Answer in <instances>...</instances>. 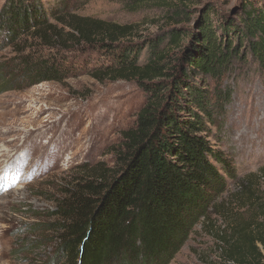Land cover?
Returning <instances> with one entry per match:
<instances>
[{
  "label": "trees",
  "instance_id": "1",
  "mask_svg": "<svg viewBox=\"0 0 264 264\" xmlns=\"http://www.w3.org/2000/svg\"><path fill=\"white\" fill-rule=\"evenodd\" d=\"M190 1L126 3L134 11L160 7L177 25L191 21L184 6ZM60 3L55 10L41 0H9L4 6L0 40L11 44L15 56L0 64V93L23 84L62 82L83 71L58 57L69 44L58 28L64 24L76 47L84 43L109 59L95 66L94 78L136 81L148 95L135 127L123 133L118 169L84 167L81 180L58 204L62 261L170 264L231 176V158L209 138L231 101V88L222 84L236 62L250 56L264 77V0H241L217 25L214 7L207 6L197 27H172L148 44L123 42L127 26L80 17L65 23L57 12ZM174 47L178 53L171 55ZM146 49L149 56L142 63ZM257 220L252 235L236 230L238 242L229 247L228 259L261 264L257 244L264 247V211Z\"/></svg>",
  "mask_w": 264,
  "mask_h": 264
},
{
  "label": "rangeland",
  "instance_id": "2",
  "mask_svg": "<svg viewBox=\"0 0 264 264\" xmlns=\"http://www.w3.org/2000/svg\"><path fill=\"white\" fill-rule=\"evenodd\" d=\"M59 1L41 0L46 9L56 8ZM240 1L191 0L184 5L191 21L177 25L160 7L134 11L126 0H61L57 12L65 23L80 17L127 26L123 42L148 44L172 27H197L207 6L214 7L217 25L220 17L236 12ZM8 2L0 0V13ZM58 28L69 43L58 57L78 63L83 71L62 82L22 83L21 89L0 93V264H64L58 204L81 180L84 167L118 169L123 133L135 127L147 102L145 89L136 81L94 78L95 66L109 59L84 43L76 47L69 26ZM14 56L3 37L0 64ZM148 56L146 49L141 62ZM222 87L231 88L232 98L209 140L231 158V176L225 177L224 192L212 200L207 218L192 227L170 264H237L227 257L229 247L238 242L236 230L252 235L263 217L264 77L248 56L246 62H236ZM257 246L264 257V247Z\"/></svg>",
  "mask_w": 264,
  "mask_h": 264
}]
</instances>
